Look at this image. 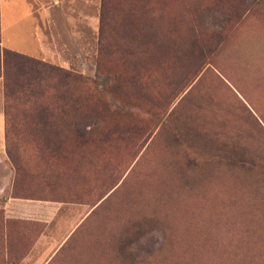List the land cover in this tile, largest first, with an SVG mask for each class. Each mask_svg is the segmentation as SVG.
<instances>
[{"label": "rangeland", "instance_id": "1", "mask_svg": "<svg viewBox=\"0 0 264 264\" xmlns=\"http://www.w3.org/2000/svg\"><path fill=\"white\" fill-rule=\"evenodd\" d=\"M28 1L0 8L43 45L0 47V264H264V0Z\"/></svg>", "mask_w": 264, "mask_h": 264}, {"label": "crops", "instance_id": "2", "mask_svg": "<svg viewBox=\"0 0 264 264\" xmlns=\"http://www.w3.org/2000/svg\"><path fill=\"white\" fill-rule=\"evenodd\" d=\"M6 0H0V8L2 7L3 3ZM24 3V11L23 14L24 16H26L27 18L32 17V13H31V8L29 6V1L28 0H23ZM2 17H0V47L3 49H8L14 52H18V53H26V54H36L39 51H43V45L41 42V38L39 36V33L36 29L31 28L29 33H20L23 36V39L21 40V42H26L27 40H30L31 47L29 48L28 44H22L20 41V43L18 41L15 42V40L11 41L9 40V43H11L13 48L15 49H10L9 47L5 46V43L3 41V35H2ZM33 24V22L31 23ZM28 34L27 40H26V35ZM26 45V46H25ZM15 46V47H14ZM3 52V51H2ZM3 54V53H2ZM6 126H5V115L4 112L0 109V168L3 169L7 166V162H6V158H7V154H6V147H7V135H6Z\"/></svg>", "mask_w": 264, "mask_h": 264}, {"label": "trees", "instance_id": "3", "mask_svg": "<svg viewBox=\"0 0 264 264\" xmlns=\"http://www.w3.org/2000/svg\"><path fill=\"white\" fill-rule=\"evenodd\" d=\"M5 54H6V53H5ZM22 58H23V57H22ZM22 63L27 64V63H29V60L26 59V58H24V59H22Z\"/></svg>", "mask_w": 264, "mask_h": 264}]
</instances>
